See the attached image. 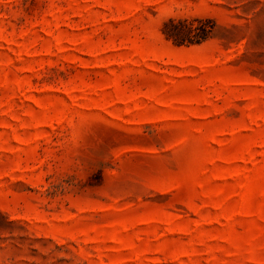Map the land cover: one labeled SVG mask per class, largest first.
<instances>
[{"label":"rangeland","instance_id":"1","mask_svg":"<svg viewBox=\"0 0 264 264\" xmlns=\"http://www.w3.org/2000/svg\"><path fill=\"white\" fill-rule=\"evenodd\" d=\"M0 264H264V0H0Z\"/></svg>","mask_w":264,"mask_h":264},{"label":"trees","instance_id":"2","mask_svg":"<svg viewBox=\"0 0 264 264\" xmlns=\"http://www.w3.org/2000/svg\"><path fill=\"white\" fill-rule=\"evenodd\" d=\"M192 26H189V24L184 23L182 21L175 22L174 19H171L168 23H166L165 26V33L166 36L177 44H183L186 41L185 32L186 29L192 31Z\"/></svg>","mask_w":264,"mask_h":264}]
</instances>
